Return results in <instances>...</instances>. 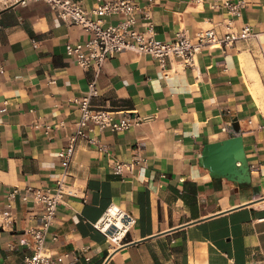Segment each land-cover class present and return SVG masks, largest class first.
Instances as JSON below:
<instances>
[{
  "label": "crops",
  "instance_id": "0c3cea01",
  "mask_svg": "<svg viewBox=\"0 0 264 264\" xmlns=\"http://www.w3.org/2000/svg\"><path fill=\"white\" fill-rule=\"evenodd\" d=\"M135 1L142 9L134 26L152 23L163 39L185 29L195 40L202 27L223 28L228 16L209 0ZM122 17L106 15L104 23ZM232 18L233 28L250 22L262 29L264 0H248ZM91 36L45 0L0 4V264H25L31 250L19 239L41 213V204L18 196L14 229L2 227L8 192L55 183L62 166L57 152L81 113L70 98L94 77L100 88L94 106L117 117L125 110L153 117L127 129L95 127L90 134L107 150L78 139L72 192L46 241L53 254L48 264H264V103L242 65L243 57L253 61L264 92V34L226 50L205 45L193 66L177 59L163 66L148 53L124 50L98 73L66 49L68 40ZM134 154L145 159L144 170H112L114 161ZM223 160L232 170L214 163ZM113 204L136 217L120 246L95 226Z\"/></svg>",
  "mask_w": 264,
  "mask_h": 264
},
{
  "label": "built area",
  "instance_id": "2783aa9c",
  "mask_svg": "<svg viewBox=\"0 0 264 264\" xmlns=\"http://www.w3.org/2000/svg\"><path fill=\"white\" fill-rule=\"evenodd\" d=\"M28 0H0L1 5L14 2H27ZM58 15L65 21L80 24L86 30L92 32V36L84 41L73 42L68 40L66 49L69 54H73L77 62L84 68L93 66L96 71L100 70L104 61L124 50H135L138 53L150 54L163 66L173 59L181 60L185 65L193 66L197 54L203 46L221 47L224 50L228 46L235 44L240 39L254 38L260 41L264 34V25L262 29H256L254 24L245 22L240 28L231 27L233 16L241 14L248 5V0H209L213 6H221L228 12L221 23L223 28L215 25L202 27L197 32V38L194 40L185 30H177L172 39L159 38L152 23H148L143 29L134 26L137 20V9H142L135 0H94L91 6L87 7L84 0H45ZM121 13L123 17L117 22L104 23V16ZM149 17L148 11L144 12ZM37 40L34 39V43ZM100 88L96 77L89 81L88 89L81 95H76L70 99L80 105V116L76 122V128L68 135V142L57 152L61 161V169L58 173L55 183L46 186H34L28 184L22 189L21 186H13L7 194L8 209L4 213L2 227L14 229L16 220L12 211V203L18 196L25 201L33 200L41 204V213L39 222L36 225L26 228L20 236L19 243L26 245L31 253L25 256V264H48L52 261L53 254L47 247V237L51 234L58 207L63 202L66 194L72 192L71 189V162L77 148L79 138H86L91 143H95L101 150H107L108 145L97 135H91L90 132L95 127L100 130L110 127L111 129H127L131 126L141 124L152 119L153 114H140L138 111L125 110L123 114L117 117L112 110L106 107H97L92 103V98L99 95ZM251 122L252 119L249 118ZM64 124L63 121L60 125ZM51 126V124H48ZM264 128V122L259 124ZM224 130H230L227 125L222 127ZM234 131V130H233ZM145 159L140 154H134L130 158L118 159L113 162L112 170L116 173H123L125 170L134 172L136 166L141 170L145 169ZM111 207V206H110ZM109 207V208H110ZM109 210V209H108ZM108 212V211H107ZM101 221L95 223L96 228L104 233L108 240L115 245L112 236L119 233L123 227H126L125 234L120 238L121 244L127 231L135 224L136 217L129 210H121L119 216L123 224L116 226L115 230L107 221L115 222L117 216L112 218L107 215ZM58 239V235H53Z\"/></svg>",
  "mask_w": 264,
  "mask_h": 264
},
{
  "label": "bare ground",
  "instance_id": "6f19581e",
  "mask_svg": "<svg viewBox=\"0 0 264 264\" xmlns=\"http://www.w3.org/2000/svg\"><path fill=\"white\" fill-rule=\"evenodd\" d=\"M242 65L248 71L251 90L253 91L255 97L257 98V100L263 105V103H264V92H263L262 84H261V82L259 80V77H258L257 73L255 72L253 61L250 58H244L243 57ZM121 210H124V209H122L118 205L113 204V205H111V207L109 208V210L107 212V215H109L111 218L114 215L117 216V219H116L115 222L111 221L110 224H109V221H107V223H108L107 226L110 225L113 228V231L115 230L113 224H115L116 226H121L123 224V221H121L123 219H121L120 216H119V213L121 212ZM126 229H127L126 227H123V229L119 233H117V234L112 236V239L115 242L120 243V245H121L120 238L123 237V235L125 234Z\"/></svg>",
  "mask_w": 264,
  "mask_h": 264
},
{
  "label": "water",
  "instance_id": "95a60500",
  "mask_svg": "<svg viewBox=\"0 0 264 264\" xmlns=\"http://www.w3.org/2000/svg\"><path fill=\"white\" fill-rule=\"evenodd\" d=\"M227 141V140H226ZM225 141V142H226ZM227 143L228 142H226L225 143V145H224V147H227L228 145H227ZM220 143L219 142H217V143H214V144H212L211 145V148L214 150V149H219V147H218V145H219ZM215 164L216 163H218V164H220L221 165V167H223L224 169H227V170H232V168H231V166L229 165V162H227V161H221V162H214Z\"/></svg>",
  "mask_w": 264,
  "mask_h": 264
}]
</instances>
